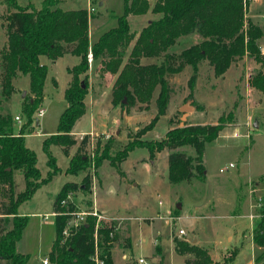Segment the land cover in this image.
Masks as SVG:
<instances>
[{
	"label": "rangeland",
	"instance_id": "obj_1",
	"mask_svg": "<svg viewBox=\"0 0 264 264\" xmlns=\"http://www.w3.org/2000/svg\"><path fill=\"white\" fill-rule=\"evenodd\" d=\"M16 1L35 8H39L42 2ZM149 1L153 3L155 0ZM245 3L246 18L264 31V0H245ZM58 6L63 9L86 8L91 13L88 24L90 37L96 40L103 31L117 24V16L123 11V0H59ZM8 10L0 0V49L6 44L5 16ZM160 15L150 9L142 14H129V30L137 33L149 20ZM196 37V34L181 37L172 50L180 51L193 44ZM257 43L259 49L264 47V34ZM260 54L264 53L260 50ZM40 60L47 66V74L38 107L44 112L38 116L37 109L33 114L39 124L32 119L27 122L22 112L21 103L29 95L28 75L19 74L14 78L15 92L8 100L2 101L3 108L12 114L15 132L28 123L21 132L26 146L37 156L41 174L46 176L50 170L55 172L18 207V211L27 217V222L16 243V250L28 255L26 264H44L55 236L52 210L56 194L65 182H80L84 175L83 172H66L75 145L68 156L59 146L51 145L54 159L51 166L47 164L41 146L43 137L56 132L59 115L66 106L64 90L70 80L67 68L76 64L79 58L64 54L52 60L41 55ZM159 61L157 57L141 58L145 64ZM260 70H264L263 62L244 56L232 63L223 75L215 76L212 67L203 60L197 65V79L190 95L187 80L192 67L186 65L171 78L173 92L166 112L144 133H141L142 127L157 111L155 98L158 89L154 90L146 108L136 103L126 110L111 103V87L104 84L112 78L106 74L100 79L96 72L91 75L88 70L86 103L99 95L100 104L93 109L87 106L76 123L74 137L79 141L85 133L90 134L91 143L86 151L90 158L102 153L109 139L112 140L109 153L114 154L131 139H161L168 129L175 126L215 123L220 115L228 124L215 139L205 144L202 177L170 182L167 148L150 155L145 147H135L118 167L108 159L102 160L98 169L90 167L93 175L90 195L76 191L68 196L75 203L77 212H83L79 220H69V225L82 221L90 211L100 215L96 217L97 224L107 225L111 230L109 235H114L110 248L113 264H139L137 259L140 256L147 264H185L186 259H194L195 255L190 251H176V241L184 242L187 248L194 245L204 248L210 259L208 264H222L234 247H238V252L232 264H264V257L259 258L263 249L249 241V235L262 214L261 209H264V93L251 81ZM188 100H192L195 106L191 102L193 108L187 109L182 125L180 108ZM16 115L19 120L15 119ZM254 120L257 127L252 125ZM176 150L194 155L190 145ZM229 163L233 166L229 167ZM15 179L17 190H21L24 185L21 175L17 173ZM259 198L261 205L257 207ZM91 199L99 210L89 206ZM176 203H180L181 208H176ZM240 206L241 210L238 209ZM249 210L255 214L251 227ZM180 228L185 230L184 235H178ZM97 237L100 236L95 231V250L100 254L102 247ZM127 238L129 246L125 245ZM47 264L52 263L47 261Z\"/></svg>",
	"mask_w": 264,
	"mask_h": 264
},
{
	"label": "trees",
	"instance_id": "obj_2",
	"mask_svg": "<svg viewBox=\"0 0 264 264\" xmlns=\"http://www.w3.org/2000/svg\"><path fill=\"white\" fill-rule=\"evenodd\" d=\"M8 7L6 13V44L0 49V264H26L28 255L16 250L27 217L19 214V205L31 198L41 185L51 179L55 172L43 176L37 166V156L26 146L23 124L17 133L13 132L12 114L4 109L2 101L8 100L15 92L13 79L19 74L29 77L28 97L23 100L22 112L36 121L37 111L43 98V85L47 66L40 56L55 60L64 54L76 55L79 61L67 70L70 80L64 90L66 106L59 115L56 132L43 137L42 150L47 164L53 163L51 145L59 146L68 156L75 145L66 166L67 173L83 172L80 182H65L53 202L55 236L48 251L47 261L52 264H95V231L98 233L102 252L98 254L103 264H113L110 248L114 235L110 236L107 225L97 224L96 216L87 214L82 221L69 225L68 221L77 210L75 203L68 199L70 193L81 191L91 193L92 173L90 167L98 169L102 160L118 167L128 152L135 147H145L150 155L167 148L168 178L176 183L191 177H202L204 173L203 154L205 144L215 139L227 122L220 115L215 123H194L168 129L161 139H131L116 153L110 154L112 140L107 141L102 153L90 158L86 151L91 136L85 133L77 141L72 132L76 121L85 113V96L88 91V54L98 61L96 73L100 79L105 74L114 76L111 85V103L128 110L136 103L148 106L154 90L157 111L145 124L141 133L150 130L164 114L173 92L171 78L186 65L192 67L187 80L189 94H192L196 79L197 65L207 61L215 76L223 75L230 65L248 56L264 64L257 40L262 37V28L245 16V0H123V11L117 16V24L103 31L92 43L89 42V19L86 8L63 9L59 0H42L39 8L20 5L16 0H2ZM160 13L150 20L138 33L129 30V14H142L148 10ZM196 34L198 41L180 51L172 48L185 35ZM132 42L130 51L127 48ZM127 55L126 60H124ZM142 57H157L159 62L142 63ZM264 93V70L251 80ZM125 99V101H123ZM192 99V98H191ZM194 105V103H193ZM190 145L194 155H187L176 148ZM20 174L24 185L17 190L15 176ZM64 200L65 203H61ZM89 206L92 208V200ZM252 230L253 242L262 247L259 258L264 257V209ZM97 225V227H96ZM67 227V234L63 229ZM125 245L129 246L128 238ZM176 241L178 252L190 251L195 257L186 259L185 264H208L209 256L204 248ZM238 247L230 250L222 264H232Z\"/></svg>",
	"mask_w": 264,
	"mask_h": 264
},
{
	"label": "crops",
	"instance_id": "obj_3",
	"mask_svg": "<svg viewBox=\"0 0 264 264\" xmlns=\"http://www.w3.org/2000/svg\"><path fill=\"white\" fill-rule=\"evenodd\" d=\"M151 3V2H150ZM152 4V3H151ZM150 21V20H149ZM148 21V22H149ZM147 22V23H148ZM146 25V24H145ZM144 25V26H145ZM90 32L91 31H89V42L90 43H92L93 41H95V40H91V37H90ZM139 32V31H138ZM137 32V33H138ZM187 36H189V35H185V36H183V37H187ZM182 37V38H183ZM198 41V38L196 37L195 38V41H194V43H196ZM131 45H132V42L129 44V47L127 48V54L129 53V51H130V47H131ZM125 58H127V55L125 56ZM79 61V60H78ZM88 61H89V71H88V74H93V73H95L96 71V69H97V67H98V61L97 60H95V59H92V56H91V53H89L88 54ZM95 74H97V73H95ZM91 75H90V77L89 78H91ZM105 76H106V74H105ZM109 77H111L112 79V81L111 80H109L108 81V83L107 84H104L105 86H107V85H109L110 87H111V85H112V82H113V80H114V76L113 75H110L109 74ZM97 86H98V88L100 89V85H99V83L97 84ZM102 87H104L103 85H101ZM97 91H95V93H96ZM89 93V92H88ZM88 93L86 94V96H85V105H86V108H87V106L89 105L90 106V109H93L94 107H97V104H100V100H99V95H95L90 101H88V104L86 103L87 102V95H88ZM90 97V96H89ZM191 102H192V100H191ZM192 104H193V102H192ZM195 106V105H194ZM86 112V111H85ZM38 120V119H37ZM79 120V119H78ZM78 120L76 121V123L78 122ZM76 123H75V125L73 126V129H72V132L73 133H75V126H76ZM36 124H39V121H38V123H36ZM13 132L14 133H17V132H15L14 131V129H13ZM81 133H83V132H81ZM92 200V199H91ZM71 201H72V199H71ZM92 207H95V208H97L98 210H99V208L97 207V205H95L94 204V202H93V200H92ZM246 207V206H245ZM244 207V208H245ZM238 209L239 210H241V206L240 207H238ZM101 211V210H100ZM19 212V211H18ZM251 211L249 210V212H247L248 213V215H249V213H250ZM19 214H21L20 212H19ZM52 214H53V212H52ZM106 214V213H105ZM248 222H249V226L251 227V225H252V220L249 218V216H248ZM165 222H167V220H165ZM252 233V232H251ZM250 233V235H249V241L251 242V243H253V244H255L254 242H253V240H252V234ZM258 246V245H257ZM260 247V246H259ZM260 248H262V247H260Z\"/></svg>",
	"mask_w": 264,
	"mask_h": 264
},
{
	"label": "built area",
	"instance_id": "obj_4",
	"mask_svg": "<svg viewBox=\"0 0 264 264\" xmlns=\"http://www.w3.org/2000/svg\"><path fill=\"white\" fill-rule=\"evenodd\" d=\"M260 50L262 51V53H264V47H261ZM43 112H44V109L43 108H39L37 115L40 116V115L43 114ZM15 119L19 120V117L16 115ZM232 166H233V163H229V167H232ZM220 171H222V169ZM260 200L261 199L259 198L258 202L256 203L257 207H259L261 205L260 204ZM61 203L63 204V203H65V201L62 200ZM81 214H83V212H77V210H76L74 212L73 216L70 218V220H79ZM89 214L95 215L96 217H100V215H98L95 211H90ZM248 216L252 220V218L255 216V214L254 213H249ZM76 223L77 222H74L73 225H75ZM69 224H70V222L68 221V226H69ZM96 227H97V225H96ZM63 234L64 235L67 234V227H65L63 229ZM184 234H185V230L183 228L178 229V235H184ZM97 254H98L97 250H95V254L93 256L95 264H103L104 263L103 260L100 259ZM137 261H138L139 264H147V261L144 259V257H141V256L137 259ZM43 263L47 264V259H44Z\"/></svg>",
	"mask_w": 264,
	"mask_h": 264
},
{
	"label": "water",
	"instance_id": "obj_5",
	"mask_svg": "<svg viewBox=\"0 0 264 264\" xmlns=\"http://www.w3.org/2000/svg\"><path fill=\"white\" fill-rule=\"evenodd\" d=\"M25 95V92L23 93L22 97ZM123 101H125V99H123ZM189 108H193V105L191 104V100H188L187 102H185L182 106H181V110H182V114L180 116V124L183 125V122L186 118L187 115V109ZM36 123H38V120L36 119ZM254 127H257V121L254 120V123L252 124ZM176 208H181V204L180 203H176L175 205ZM194 240V239H193Z\"/></svg>",
	"mask_w": 264,
	"mask_h": 264
}]
</instances>
